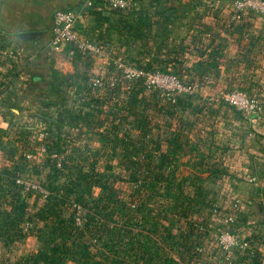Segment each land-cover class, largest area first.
<instances>
[{"label": "crops", "instance_id": "1", "mask_svg": "<svg viewBox=\"0 0 264 264\" xmlns=\"http://www.w3.org/2000/svg\"><path fill=\"white\" fill-rule=\"evenodd\" d=\"M155 3L157 6L153 8L158 13L169 15L174 11L162 23L173 44L169 49L159 44V57L169 53L170 64L180 65L176 73L198 86L195 96H182L176 104L158 96L155 101L140 96L134 100L153 110V118L147 112L138 113L137 125L133 127L137 130V148H184L169 163L161 165L162 170H168L172 188L180 184L190 189L170 198L169 226L164 230L171 240V260L173 264H222V254L212 233L222 224L220 218L232 211L231 204L238 201L234 229L249 247L238 250L235 264H264V19L255 14L193 19L179 16L187 8L182 0ZM61 8L81 11L79 33L104 48H112L113 40L122 38L123 21L117 18L121 12L109 10L103 0H93L92 4L88 0H0V33L10 35L28 59L19 76L7 86L12 92L8 100L10 108L19 119L43 121L36 130L46 131L58 142L68 141L65 133L74 134V144H66L67 148H125L123 140L133 128L124 126L128 124L124 103L115 102L122 106V112L112 115L106 106L113 102L104 96L90 101L92 112H86L81 104L73 115H68L56 113L53 102H47L54 90L53 69L64 73L75 71L73 58L80 54H71L70 47L53 50L49 45L52 18ZM179 26H185L182 34L177 33ZM26 30H42L43 34L34 41L16 36L17 32ZM110 59L111 56L109 61H104L105 67L114 72ZM1 83L0 76V88ZM80 85L79 89L87 87ZM232 89L247 91L261 100L263 110L258 120L219 99L222 91ZM124 111L127 112L126 107ZM56 123L62 126L59 132H55ZM116 128L119 131L115 132ZM50 147L41 145V148ZM201 193H205L203 197ZM214 205L221 213L215 212ZM144 214L142 211L140 223L145 225ZM161 214L157 208L149 211L153 227L139 225L143 235L140 248L145 249L150 234L155 238L165 236L155 221ZM37 222L23 227L24 237L36 233L43 224L38 219ZM201 225L203 230L199 228ZM26 245L18 240L1 243L0 264H16L24 256ZM200 247L204 252L199 251Z\"/></svg>", "mask_w": 264, "mask_h": 264}, {"label": "rangeland", "instance_id": "2", "mask_svg": "<svg viewBox=\"0 0 264 264\" xmlns=\"http://www.w3.org/2000/svg\"><path fill=\"white\" fill-rule=\"evenodd\" d=\"M182 1L187 7L180 11L179 16L182 17L198 19L204 16L219 17L232 14L231 0ZM155 2L156 0H130L127 10L122 11L117 17L123 21L122 38L113 40L112 48H105L108 56L97 58L78 54L73 58L75 71L64 73L59 69H53L52 75L55 76V80L51 84L54 90L47 102H53L52 109L56 113L64 112L73 115L81 104L85 105L86 112H92L89 109L90 101L106 96L113 102L106 106V110L112 115L122 112L121 105L124 103L123 107L124 109L126 107L128 112L123 109V112L128 114V124L125 123L124 126H130L129 130L137 125L139 115L147 112L150 114V118H153L151 108L147 109L141 103L132 104L138 96L150 98L153 101L157 100L156 93L147 90L141 83L135 82L131 85L120 84L113 88L96 89L89 86L87 82L89 77L96 73L105 77L114 74V72L106 70L104 63V61H109L110 56L111 59L123 56V58L126 57L149 67L177 72L180 65L170 64V54L164 53L159 57L158 52L159 44L163 45V49H169L171 44L167 33L163 31L162 23L167 21L174 11L169 15L158 13L160 11L153 8V6H157ZM184 29L185 26H179L177 33L182 34ZM95 59H98V62ZM27 60L21 46L14 43L10 35L4 32L0 33V76L2 82L0 88V107L2 106L0 108V184L7 187L6 182L12 179L17 180V178H24L40 184L56 194V197L51 198V201L64 199L65 203L62 206L66 213L74 212V203L84 204L88 208L93 197H97L104 189L101 183L106 184L108 185L107 190L104 194L102 193L104 198L98 206H104L102 213L110 211L111 216L119 218L120 224L126 225L124 227L126 230L123 233L122 229H120L121 232L119 229L113 230L108 236L105 233L94 232L78 237L82 242L85 241L89 244L95 253L94 260L101 261L103 264H173L169 248L170 236L164 230L169 226L170 210H168L167 200L169 201L168 196L172 188H169L168 184L170 179L168 170H162L161 166H157L163 156L167 158L170 156L167 151L169 148H137L138 145L135 142L137 130L134 128L129 131V137L123 140L125 148H67L66 144H74V134H68V131L72 129H66L68 133L64 134L68 141L58 142L55 138L51 139L48 134L43 137L42 131L39 133L36 130L43 124V121L39 119L25 121L17 118L8 101L12 92L11 89H7V86L11 80L19 76ZM184 79L186 80L188 77ZM62 82L65 83L63 88L61 87ZM81 83L87 87L79 89L78 86H81ZM115 102H121V105L114 104ZM76 104L78 105L76 106ZM59 124L54 125L55 132L62 130V126ZM119 129L116 128L115 132ZM114 142L117 143L116 140ZM43 144L51 147L41 148ZM52 153H56V156H52ZM26 154H30V156ZM59 162L60 165H58ZM6 168L8 172H6ZM144 180L147 181L146 189L137 194L141 186L140 182ZM90 184L92 186L89 191L87 187ZM181 187L182 192L190 191L185 186ZM21 190L27 203L26 220L23 222V227H26L27 223L32 224L33 221L38 223L37 212L48 201L49 195L22 187ZM174 190H177V194L181 193L179 188H174ZM141 196L147 202L146 206L155 205L158 207L160 205L162 207V214L155 221L160 226L159 230L166 233L163 238H155L153 234H150L149 239L151 240L148 246H151L153 250L151 249V252L147 253L143 247L140 248L143 235L141 233L138 235L137 230L139 225L141 228V225L144 224L137 222L139 213L133 211L132 213L128 212L125 218L121 216L123 201L138 204V198ZM202 196L204 194L200 195V197ZM155 200L156 202L153 203ZM178 205H180L179 202ZM12 207L10 193L0 189V216L13 218L14 213L10 211ZM213 208L218 209L216 205ZM113 209L114 211H112ZM85 211L87 212V209H81L79 213L85 216ZM143 211H145L144 208ZM105 219V217L102 218L103 221ZM153 224L152 221L146 222L144 226L146 228L153 227ZM101 230L105 231V228H100ZM19 239L21 244L24 242L27 244L23 249L24 255L28 254L26 252L35 248L39 249L44 245L43 240H39L36 233ZM153 240H158V243H153ZM133 242L136 243L132 247L126 245V243ZM1 243L3 242L0 241ZM80 245L76 249H80ZM110 246H113L115 250L112 251ZM144 252V257H142ZM186 252L187 250L183 253L185 258ZM77 257L85 259L83 252L77 254ZM66 264H79V261L70 258Z\"/></svg>", "mask_w": 264, "mask_h": 264}, {"label": "built area", "instance_id": "3", "mask_svg": "<svg viewBox=\"0 0 264 264\" xmlns=\"http://www.w3.org/2000/svg\"><path fill=\"white\" fill-rule=\"evenodd\" d=\"M103 2L109 10L114 12L125 11L130 5V0H103ZM88 3L92 4L93 0H88ZM230 5L233 18L255 14L264 19V0H231ZM81 15V11L64 8L57 9L54 12L50 26V47L53 50H64L70 47L71 54L80 53L97 58L108 56L109 54L104 47L79 33L77 24ZM112 64L113 75L106 77L101 74L91 75L88 80L89 86L103 89L138 82L144 88L156 92L158 97L171 104L177 103L181 96H195L198 91L197 83L187 81L180 75L170 71L155 67L149 68L123 57L114 58ZM219 99L245 114H251L254 121L262 116L263 104L261 100L247 91L239 89L224 90L220 93ZM41 135L46 137L47 132L43 130ZM26 155L30 156V154ZM51 155L56 156V153ZM58 165H60V162ZM16 181L22 188L31 189L45 195L51 194L49 190L35 182L24 178H17ZM231 205L232 211H228L223 217L221 216L222 224L212 233L222 254V264H235L238 250L244 251L249 247V243L241 240L234 229L235 211L240 207V203L236 201ZM73 209L77 211L75 212L77 223L81 224L82 215L79 213L82 209L81 204L74 203ZM215 212L218 213L219 209L216 208ZM199 228L203 230L204 227L201 225ZM198 249L200 252H204V248L200 247Z\"/></svg>", "mask_w": 264, "mask_h": 264}, {"label": "trees", "instance_id": "4", "mask_svg": "<svg viewBox=\"0 0 264 264\" xmlns=\"http://www.w3.org/2000/svg\"><path fill=\"white\" fill-rule=\"evenodd\" d=\"M181 97H179V99ZM132 104L135 105V101H133ZM180 149L183 150L184 148H169L167 151L170 153V156L168 158L163 156L158 162L157 166L160 167L164 163H169L172 156L176 155ZM5 170L8 172L7 168ZM146 183V180L140 182L141 186L137 191V194L144 192V189H146ZM168 184L169 188H172L170 179ZM5 185H7V187H4V184H0V189L6 190L8 193H10V199L13 204L12 210L10 211L14 213V217L8 218L0 216V241L8 244L15 242L19 238H23L25 235V233H23V222L26 220L27 203L25 202L21 193V186L16 183L15 179L6 182ZM91 186L92 184L87 187V190L90 191ZM101 186H103L104 189L100 191L97 197H93L92 203L88 204V208H86L87 206L84 204H82L83 206L81 205L83 210L87 209V212L85 211V216L82 215L81 224L77 223L75 210L74 212L71 211L70 213H66L65 208L62 206V204L65 203L64 199L51 201V198L56 197V194L51 191V194L48 196V201L39 208L36 216L38 220L43 222L42 226L37 229L36 235L39 240H43L44 245L38 250L20 257L16 264H66V261L70 258L79 261V264H103L101 261L94 260L95 253L91 250L89 244L85 241L82 242L81 239L78 238L86 234H93L94 232H101L102 234L105 233L108 236L113 230L119 229V232H121L120 229H122V233L126 230V228H124L126 225H123L122 223L120 224L119 218L111 216L110 211L105 212V214L104 212L102 213L104 206H98L103 200V194L108 187V185L103 183H101ZM181 186L182 185L178 184L177 188L175 189L179 188L180 191H182L183 189ZM177 193V190H174V188H172L171 192H169V201L167 200V205L169 207L168 210H170L172 207L170 201L171 196ZM202 194L205 193H201L200 195ZM154 202H156V200L153 201V203ZM178 202L179 200H177V203ZM145 203L147 204V202L143 200V196L138 198V204L127 203L126 201H123L121 208L122 218H125V215L128 212L132 213L133 211H136L135 213H139V219H137V222H140V215L142 214L144 208V221H153V217L150 215L148 216L149 211L157 208L162 212V207L160 205L158 207L155 205L146 206ZM112 211H114V209ZM103 217L106 218L104 221L102 220ZM100 228H105V231H100ZM137 232L138 235L141 233L139 230H137ZM147 239L149 238L147 237ZM135 243L136 242L131 244L126 243V245H130L132 247ZM148 243H150L149 240L145 242L146 253L151 249L153 250L151 246H148ZM79 244H81L80 249H76ZM110 248L112 251L115 250L113 246H110ZM82 252L85 255V259H80L77 257V254Z\"/></svg>", "mask_w": 264, "mask_h": 264}, {"label": "water", "instance_id": "5", "mask_svg": "<svg viewBox=\"0 0 264 264\" xmlns=\"http://www.w3.org/2000/svg\"><path fill=\"white\" fill-rule=\"evenodd\" d=\"M170 13V12H169ZM43 34L42 30H26L16 33V36L24 41H34Z\"/></svg>", "mask_w": 264, "mask_h": 264}]
</instances>
